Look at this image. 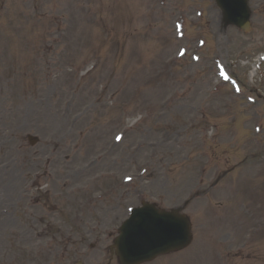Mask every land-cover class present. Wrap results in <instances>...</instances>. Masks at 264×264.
<instances>
[{
  "label": "rangeland",
  "instance_id": "374dc122",
  "mask_svg": "<svg viewBox=\"0 0 264 264\" xmlns=\"http://www.w3.org/2000/svg\"><path fill=\"white\" fill-rule=\"evenodd\" d=\"M249 5L244 36L213 0H0V264H106L141 194L176 208L228 171L185 210L191 247L151 264H264V0Z\"/></svg>",
  "mask_w": 264,
  "mask_h": 264
},
{
  "label": "water",
  "instance_id": "95a60500",
  "mask_svg": "<svg viewBox=\"0 0 264 264\" xmlns=\"http://www.w3.org/2000/svg\"><path fill=\"white\" fill-rule=\"evenodd\" d=\"M217 1L225 20L232 22L229 17L233 10L236 15L233 21L237 23L240 0ZM189 229L186 219L176 213L158 212L145 206L122 229L121 237L115 241L116 255L120 264H140L158 255L182 250L191 241Z\"/></svg>",
  "mask_w": 264,
  "mask_h": 264
}]
</instances>
